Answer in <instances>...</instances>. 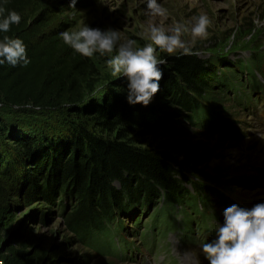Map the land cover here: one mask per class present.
Instances as JSON below:
<instances>
[{"label": "trees", "instance_id": "1", "mask_svg": "<svg viewBox=\"0 0 264 264\" xmlns=\"http://www.w3.org/2000/svg\"><path fill=\"white\" fill-rule=\"evenodd\" d=\"M0 6L5 14L15 10L21 15L20 23L0 33V38L9 35L23 40L31 61L27 66H0L3 264L39 261L38 253L27 249L31 244L27 237L18 249L5 246L16 204L29 207L39 201L52 207L58 200L63 212L67 200L71 201L65 223L84 242L109 234L116 212L150 205L154 199L160 206L151 209L143 236L152 224L160 228L166 220L173 221L171 228L177 231L190 229L188 208L200 217L198 228L208 231L207 212L214 204L207 198L212 192L194 184L171 151L144 147L140 139L173 123L172 109L206 128L219 125L224 103L242 107L245 100L247 106L256 105L249 102L248 93H258L255 101L263 99L262 57L251 54L227 66L196 55H163L160 91L147 107L130 106L122 78L64 44L59 33L66 31V24L49 29L53 20L41 0H0ZM28 103L39 110L24 107ZM24 113L33 118H19ZM177 212L183 222L171 219ZM113 229L118 231L116 226ZM208 237L213 236L208 233Z\"/></svg>", "mask_w": 264, "mask_h": 264}, {"label": "rangeland", "instance_id": "2", "mask_svg": "<svg viewBox=\"0 0 264 264\" xmlns=\"http://www.w3.org/2000/svg\"><path fill=\"white\" fill-rule=\"evenodd\" d=\"M41 2L48 6L53 20L49 29L61 23L66 24L69 32L78 30L84 23L101 30L111 28L119 31L120 42L132 39L137 47L150 43L146 36L150 23L167 28L176 22L187 23L193 15L206 14L211 23L207 37L197 39L193 46L198 53L196 56L228 66L253 54L261 56L264 64V28L257 29L253 24L257 16L264 20V0H158L168 10L167 19L145 15L141 0H107L109 6L101 5L98 0H77L76 9L68 8L69 0ZM72 16L75 18L70 19ZM183 39L191 43L189 34ZM156 55L162 58L168 54L157 48ZM107 58L99 54L93 56L97 64L109 72L105 65ZM255 97L258 93H248L249 102H257L256 105L247 106L245 100L242 107L224 103L217 127L205 128L189 115L172 109L173 123L140 139L144 147L171 151L188 178L212 192L207 198L214 204V209L207 212L208 231L198 228L200 217L193 216L195 213L188 208L192 216L190 229L183 227L180 229L184 231H177L171 228L173 221L166 220L160 228L152 224L143 236L151 209L160 206L154 199L150 205L127 206L124 212H116L109 223L112 228L109 234L84 242L65 223L71 201L67 200L63 212L57 205L58 200L52 207L36 201L29 207L18 204L13 207L8 233V237L13 238L10 246L20 248V241L27 237L31 242L27 247L29 252L38 253L37 264H208L199 245L211 239L208 233L214 234L217 222L223 223L224 208L231 204L251 208L264 202V116L261 114L264 103L261 97L257 101ZM19 118L31 120L33 115L24 113ZM187 188L192 191L190 185ZM218 188H223L224 192ZM171 219L175 223L184 221L178 212ZM115 226L118 231L113 233Z\"/></svg>", "mask_w": 264, "mask_h": 264}, {"label": "clouds", "instance_id": "3", "mask_svg": "<svg viewBox=\"0 0 264 264\" xmlns=\"http://www.w3.org/2000/svg\"><path fill=\"white\" fill-rule=\"evenodd\" d=\"M76 3L77 0H69L68 8L76 9ZM98 3L109 6L107 0H98ZM141 3L145 5V15L167 19L168 10L158 0H141ZM5 11L0 6V33H8L12 25L21 21L17 11L7 10V14ZM210 23L206 14L193 15L187 23L176 22L167 28L163 24L150 23L146 32L150 43L142 47H137L132 39L120 42L118 30H101L85 23L78 30L62 31L59 35L64 44L83 57L91 58L95 54L108 57L105 65L111 75L125 82L128 105L147 107L160 91L161 65L166 63L156 55V49L168 55H196L193 46L197 39L207 37ZM253 24L257 29L264 28V20L259 16ZM185 34L191 36V43L183 39ZM30 62L23 40L9 35L0 38V66H27ZM24 107L39 110V106L30 103ZM222 216L223 223L217 222L214 237L199 245L208 264H264V202L251 208L231 204L224 208Z\"/></svg>", "mask_w": 264, "mask_h": 264}, {"label": "water", "instance_id": "4", "mask_svg": "<svg viewBox=\"0 0 264 264\" xmlns=\"http://www.w3.org/2000/svg\"><path fill=\"white\" fill-rule=\"evenodd\" d=\"M13 238L12 237H8L5 241V246L9 245L10 243H12Z\"/></svg>", "mask_w": 264, "mask_h": 264}, {"label": "built area", "instance_id": "5", "mask_svg": "<svg viewBox=\"0 0 264 264\" xmlns=\"http://www.w3.org/2000/svg\"><path fill=\"white\" fill-rule=\"evenodd\" d=\"M0 264H3V262L0 260Z\"/></svg>", "mask_w": 264, "mask_h": 264}]
</instances>
